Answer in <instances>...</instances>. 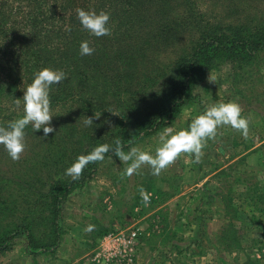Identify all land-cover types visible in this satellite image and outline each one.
Segmentation results:
<instances>
[{"label":"trees","instance_id":"obj_1","mask_svg":"<svg viewBox=\"0 0 264 264\" xmlns=\"http://www.w3.org/2000/svg\"><path fill=\"white\" fill-rule=\"evenodd\" d=\"M77 8L109 13L111 35L95 37L85 31ZM201 15L195 0H0V95L8 106L5 117L0 106V126L22 117L23 108H16L14 99L23 97L37 71L50 68L67 74L66 80L50 89V126L56 132L44 139L43 129L37 131V152L26 155L25 151L15 163L4 161L9 157L0 146V165H7L0 171V191L2 183L11 180L24 186L22 193L37 191L30 196L34 201L29 209L15 216L14 227L0 233V255L21 236L31 253L56 248L63 203L93 178L98 167V162L90 163L80 179L72 181L64 173L78 156L101 144L114 147L116 138L128 151L177 119L195 100V89L209 72L221 66L240 69L260 60L264 16L213 25ZM191 30L196 38L180 48L176 59L163 62L160 52ZM83 41L95 49L93 54L80 55ZM109 107L117 116L106 111ZM97 113L100 118L86 127L84 119ZM32 134L25 128V137ZM110 156L111 152L105 158ZM13 165L40 167L28 166L20 173L10 169ZM47 165L56 171L47 172L44 179ZM17 176L35 180L41 188L33 190ZM22 193L17 192L16 198L23 199ZM256 198L257 205L264 206V194L259 192ZM6 203L2 198L0 205ZM35 208L46 213L38 217L36 235L27 223L30 215H38Z\"/></svg>","mask_w":264,"mask_h":264},{"label":"rangeland","instance_id":"obj_2","mask_svg":"<svg viewBox=\"0 0 264 264\" xmlns=\"http://www.w3.org/2000/svg\"><path fill=\"white\" fill-rule=\"evenodd\" d=\"M195 1L202 18L213 25L245 23L264 16V0ZM195 38L196 31L191 30L174 46L162 50L159 57L165 63L173 61L180 48ZM210 73L215 83H209ZM195 93V100L165 127L187 129L191 120L209 105L235 101L242 109V118L249 121L248 137L230 126L221 127L215 139L207 141L199 163L182 154L159 176L151 175L147 166L131 177L122 176L128 165L113 155L105 158L98 162L93 178L63 203L56 248L31 253L21 236L0 255V264H264V206L256 203L257 193L264 194V51L260 60L250 66L235 70L221 66L209 72ZM4 103L2 94L3 117L8 112ZM165 127L134 147L154 154ZM28 129L33 134L24 138L25 145L28 139L26 155L39 149L36 132L31 125L26 132ZM4 161L16 162L10 157ZM28 166L40 167L13 165L10 169L23 173ZM6 167L0 165V171ZM43 168L44 179L47 172L56 171L51 165ZM16 179L28 181L18 176ZM28 182L33 190L41 188L35 180ZM16 183H2L0 201L4 198L7 203L0 209L7 210L0 212V233L14 227L15 216L29 209L34 201L30 196L37 192L22 193L24 186ZM141 189L148 195L147 204L140 195ZM17 192L22 193L23 199L16 198ZM33 211L38 215H30L27 223L35 234L38 217L46 213L37 208ZM88 225L95 226L90 233L84 231ZM131 231L137 233L131 261L120 256L104 257L110 246L105 240L109 234L126 235Z\"/></svg>","mask_w":264,"mask_h":264},{"label":"clouds","instance_id":"obj_3","mask_svg":"<svg viewBox=\"0 0 264 264\" xmlns=\"http://www.w3.org/2000/svg\"><path fill=\"white\" fill-rule=\"evenodd\" d=\"M77 19L83 29L95 37L111 35L109 27L110 14L105 11H85L82 8L76 10ZM95 51L87 41L80 44V55H91ZM67 79V74L62 70L43 68L34 74L33 81L23 91L21 99H14L16 108H23V115L7 126H0V146H3L13 161H19L25 151V128L32 126L35 132L43 129V138L46 139L50 133L56 132L51 125V100L50 89L53 85H59ZM209 83H215V77L209 74ZM107 112L114 116L115 110L109 107ZM242 109L239 103L230 101L218 102L209 105L206 110L191 120L187 129L176 130L172 126L165 127L159 134V143L154 154L141 150L138 147H130L125 152L120 138L114 140V147L109 144H101L93 148L88 154L80 155L75 162L65 170L64 175L72 181H78L83 170L90 163L103 162L105 155L109 152L117 157L120 162L128 166L121 173L122 176L131 177L144 166H147L151 175L159 176L162 171L173 165L182 154L190 155L194 162L199 163L204 156L203 149L207 141L215 139L218 129L230 126L233 130L241 133L245 138L249 133V121L241 116ZM101 114L94 117H86L83 121L86 127L93 125V119H99ZM110 123V122H108ZM140 195L145 204L148 203V195L143 189ZM94 225H88L85 232H92Z\"/></svg>","mask_w":264,"mask_h":264},{"label":"built area","instance_id":"obj_4","mask_svg":"<svg viewBox=\"0 0 264 264\" xmlns=\"http://www.w3.org/2000/svg\"><path fill=\"white\" fill-rule=\"evenodd\" d=\"M136 237L137 233L134 231H131L126 235L109 234L105 240L110 243V246L106 247L105 253L103 254L104 257L111 256L113 258L120 256L122 260L126 262L131 261L134 252Z\"/></svg>","mask_w":264,"mask_h":264}]
</instances>
